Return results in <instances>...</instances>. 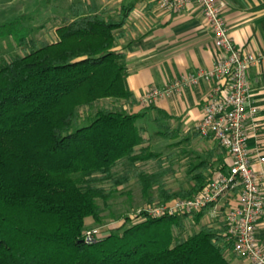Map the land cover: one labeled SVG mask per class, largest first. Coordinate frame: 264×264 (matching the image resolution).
<instances>
[{
  "label": "trees",
  "instance_id": "trees-1",
  "mask_svg": "<svg viewBox=\"0 0 264 264\" xmlns=\"http://www.w3.org/2000/svg\"><path fill=\"white\" fill-rule=\"evenodd\" d=\"M74 11V19L57 28V39L40 45L18 30L17 21L0 26V37L22 46L21 54L0 62V264H231L226 250L232 242L223 231L202 224L186 238L174 234L188 219L200 223L205 209L132 224L126 217L99 241L84 242L86 219L103 220L98 200L107 203L134 175L148 204L155 203L154 186L158 202L193 197L215 171L226 169V151L217 144L214 163L190 165L193 184L172 192L164 182L169 167L152 173L135 167L154 157L143 147L147 139L138 124L145 112L100 108L87 125L70 131L81 106L135 101L126 54L115 49L131 7L113 17L94 5ZM148 109L157 126L172 118ZM119 163L135 173L114 171Z\"/></svg>",
  "mask_w": 264,
  "mask_h": 264
},
{
  "label": "crops",
  "instance_id": "crops-1",
  "mask_svg": "<svg viewBox=\"0 0 264 264\" xmlns=\"http://www.w3.org/2000/svg\"><path fill=\"white\" fill-rule=\"evenodd\" d=\"M69 1L71 8L68 11L55 13L53 8L44 14L45 18H50V31L54 32L51 42L57 39V28L74 19V9L79 4L94 5L105 17L118 15L122 7H131L127 21L121 28L123 34L115 44V49L126 54V81L135 97L133 102L122 100L123 107L132 113L145 112L141 118L143 120L147 116L155 119L156 113L148 109L154 106L172 116L163 124L176 135L197 133L195 126L203 117L209 94L218 86L226 89L221 83L201 81L158 97L149 105H144L141 98L152 87H167L183 74L210 68L221 57L200 6L192 3L181 11L169 12L161 9L154 0ZM224 1V19L235 44L244 51H264V0ZM247 76L250 101L258 111V125L249 127L247 146L254 167L264 171V159L261 160L264 158V62L251 67ZM144 132L147 133L145 128ZM198 136L208 139L207 146L218 144L212 137ZM203 218L208 217L203 215L200 221ZM256 237L264 250V215L257 224ZM226 257L231 264H251L238 256L233 248L226 250Z\"/></svg>",
  "mask_w": 264,
  "mask_h": 264
},
{
  "label": "built area",
  "instance_id": "built-area-1",
  "mask_svg": "<svg viewBox=\"0 0 264 264\" xmlns=\"http://www.w3.org/2000/svg\"><path fill=\"white\" fill-rule=\"evenodd\" d=\"M154 1L169 12H178L197 3L221 51V57L210 68L183 74L167 87H152L141 102L149 105L158 97L201 81L225 86V90L218 86L209 94L203 117L195 126V131L202 137H212L226 151V169L215 171L201 193L189 198L178 197L149 204L139 211L137 217L183 215L205 209L204 214L208 219H215L228 196L237 191L236 198L229 200V207L225 211L224 235L232 242L235 253L251 264H264V250L256 237L257 224L264 215V171L254 167L247 146L249 127L258 125V111L250 101L247 73L251 67L264 62V51H244L235 44L224 19V0ZM104 236L100 227H93L85 229L83 240L93 244Z\"/></svg>",
  "mask_w": 264,
  "mask_h": 264
},
{
  "label": "rangeland",
  "instance_id": "rangeland-1",
  "mask_svg": "<svg viewBox=\"0 0 264 264\" xmlns=\"http://www.w3.org/2000/svg\"><path fill=\"white\" fill-rule=\"evenodd\" d=\"M69 2V0H0V26L17 21L18 30L26 32L27 38L33 39L35 44L40 45L45 41L50 42L54 40V32L50 31L52 29L49 24L50 18H45L44 14L53 8L55 13H64L71 8L69 7ZM21 53L22 46L17 43L14 37H0V62L3 59H9L13 55ZM121 101L117 99H101L96 101L91 107H79L78 123L74 124L70 131L87 125L100 108L125 109ZM158 117L161 116L159 115ZM153 120L147 116L138 122L147 131V133L144 132L147 141L143 147H147V152L154 154V157L145 161H138L135 164L136 169L152 173L158 171L161 167H169L170 170L164 176L165 186L172 192L188 189L193 184L191 174L188 171L190 165H197L204 160L208 163H214L215 156L221 153L220 148L217 144L207 146L206 142L208 139L200 138L197 133L192 132L179 136L166 128L163 122L160 126H157L153 123ZM225 157L224 155V159ZM216 165H214V168ZM127 168L125 163H119L114 168V171L122 173ZM129 171H131L132 175L135 173L133 168ZM151 194L154 199L153 202L157 203L156 186L151 190ZM236 194L237 191L228 196L224 206L221 207L220 214L215 219L203 218L200 223L188 219L185 227L180 231L175 230L174 234L178 238H186L197 231L202 224L211 225L224 233L225 211L229 207V200L235 199ZM98 203L103 208V220L100 224L95 223L91 218L86 220V229L100 227L105 235L111 228L121 225L126 217L130 218L127 224L139 221L140 218L137 217V214L149 205L148 199L142 194L141 186L135 175L130 181L119 187L118 191L107 203L100 199ZM203 215L205 216V214ZM230 248L232 249V245Z\"/></svg>",
  "mask_w": 264,
  "mask_h": 264
}]
</instances>
